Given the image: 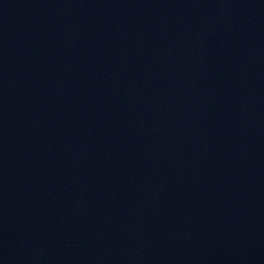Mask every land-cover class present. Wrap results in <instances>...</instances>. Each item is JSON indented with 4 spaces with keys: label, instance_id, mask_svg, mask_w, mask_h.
<instances>
[{
    "label": "water",
    "instance_id": "1",
    "mask_svg": "<svg viewBox=\"0 0 264 264\" xmlns=\"http://www.w3.org/2000/svg\"><path fill=\"white\" fill-rule=\"evenodd\" d=\"M0 264H264V0H0Z\"/></svg>",
    "mask_w": 264,
    "mask_h": 264
}]
</instances>
